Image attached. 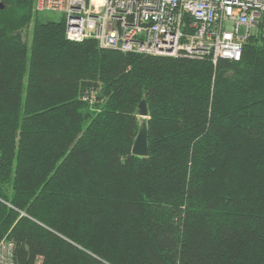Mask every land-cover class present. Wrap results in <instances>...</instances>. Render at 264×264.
Masks as SVG:
<instances>
[{
  "label": "trees",
  "instance_id": "trees-1",
  "mask_svg": "<svg viewBox=\"0 0 264 264\" xmlns=\"http://www.w3.org/2000/svg\"><path fill=\"white\" fill-rule=\"evenodd\" d=\"M34 1L0 0V240L16 263L264 264V11L239 59L214 63L68 40Z\"/></svg>",
  "mask_w": 264,
  "mask_h": 264
},
{
  "label": "built area",
  "instance_id": "built-area-1",
  "mask_svg": "<svg viewBox=\"0 0 264 264\" xmlns=\"http://www.w3.org/2000/svg\"><path fill=\"white\" fill-rule=\"evenodd\" d=\"M62 14L68 40L93 38L123 52L238 60L264 0H35ZM83 99L90 98L84 94ZM14 241L0 240V264H17ZM35 255L30 264H41Z\"/></svg>",
  "mask_w": 264,
  "mask_h": 264
},
{
  "label": "water",
  "instance_id": "water-1",
  "mask_svg": "<svg viewBox=\"0 0 264 264\" xmlns=\"http://www.w3.org/2000/svg\"><path fill=\"white\" fill-rule=\"evenodd\" d=\"M0 7L2 6L0 5ZM136 114L140 116L141 119L139 121L138 130L131 147V153L137 156H144L147 154V131L144 120V117L147 115V108L143 99L138 104Z\"/></svg>",
  "mask_w": 264,
  "mask_h": 264
},
{
  "label": "rangeland",
  "instance_id": "rangeland-1",
  "mask_svg": "<svg viewBox=\"0 0 264 264\" xmlns=\"http://www.w3.org/2000/svg\"><path fill=\"white\" fill-rule=\"evenodd\" d=\"M45 17L57 20L60 18V14H58V13H46Z\"/></svg>",
  "mask_w": 264,
  "mask_h": 264
}]
</instances>
